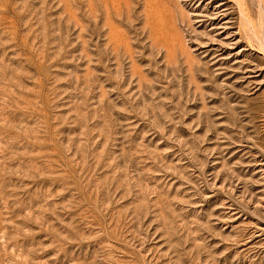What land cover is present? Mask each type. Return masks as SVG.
Masks as SVG:
<instances>
[{
  "label": "rangeland",
  "instance_id": "1",
  "mask_svg": "<svg viewBox=\"0 0 264 264\" xmlns=\"http://www.w3.org/2000/svg\"><path fill=\"white\" fill-rule=\"evenodd\" d=\"M0 264H264V0H0Z\"/></svg>",
  "mask_w": 264,
  "mask_h": 264
}]
</instances>
